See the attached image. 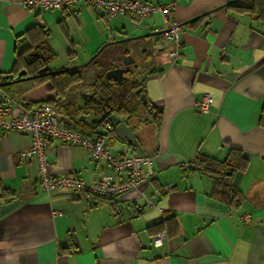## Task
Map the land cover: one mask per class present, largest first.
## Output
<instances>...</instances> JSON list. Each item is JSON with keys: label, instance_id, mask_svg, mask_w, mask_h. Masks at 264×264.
<instances>
[{"label": "crops", "instance_id": "0c3cea01", "mask_svg": "<svg viewBox=\"0 0 264 264\" xmlns=\"http://www.w3.org/2000/svg\"><path fill=\"white\" fill-rule=\"evenodd\" d=\"M158 1L172 5L171 20L181 26L174 62L160 48L159 13L134 27L130 16L103 22L82 3L68 11L35 12L24 9L22 0H0V76H8L16 56L33 48L31 29L46 34L54 55L50 62L58 53L68 61L77 60L79 53L92 57L103 45L122 41L100 52L113 48L103 68L116 67L125 56L134 64L138 58L141 67L132 79L145 80L147 101L162 110L158 126L142 113L128 121L112 113L129 128L130 139L96 128L113 155L152 158L154 177L113 199L83 190L44 192L36 164L17 156L30 146V138L0 133V264H264V129L259 126L264 22L239 10L247 0ZM70 63L61 69L78 70ZM134 64L125 69L138 68ZM104 73L95 80H103ZM80 84L59 106L68 104V109L90 94L91 85ZM202 95L212 99L207 115H198L193 107ZM56 113L65 126L78 128L68 111ZM231 151L247 160L232 180L243 196L237 208L215 201L212 176L196 167L199 157L223 162ZM46 156L53 177L70 176L87 186L111 173L84 149L59 141L48 142ZM244 214L250 223H242ZM172 216L176 220L167 226L180 235L153 248L157 226Z\"/></svg>", "mask_w": 264, "mask_h": 264}, {"label": "built area", "instance_id": "2783aa9c", "mask_svg": "<svg viewBox=\"0 0 264 264\" xmlns=\"http://www.w3.org/2000/svg\"><path fill=\"white\" fill-rule=\"evenodd\" d=\"M91 6L103 22L130 16L131 24L137 27L143 19L159 13L163 19L160 29L161 49H167L166 58L174 62L179 55L181 26L172 21V5L161 1L147 3L141 0H22L24 9L30 11H68L78 4ZM109 40H113L112 33ZM212 99L202 95L195 103L194 110L198 115L209 114ZM16 132L27 135L30 146L17 154L24 162H34L38 170V184L46 192L59 190H83L101 199H113L126 191L136 190L154 177L150 167L152 158L146 154L115 156L96 135L84 134L79 129L65 126L59 119L55 108L41 105L26 111L19 108L5 94L0 92V133ZM54 140L68 146L80 147L87 151L91 160L103 162L111 172L102 176L93 186L85 185L80 179L70 176L53 177L48 170L46 149L48 142ZM147 167L149 170L144 171ZM141 197L146 200L145 196ZM147 206H151L148 202ZM242 223L248 224L251 217L244 214L239 217ZM167 236L159 233L151 237V246L155 249L165 246Z\"/></svg>", "mask_w": 264, "mask_h": 264}, {"label": "trees", "instance_id": "16d2710c", "mask_svg": "<svg viewBox=\"0 0 264 264\" xmlns=\"http://www.w3.org/2000/svg\"><path fill=\"white\" fill-rule=\"evenodd\" d=\"M241 12L248 13L255 19L264 22V0H247ZM193 23H196L194 21ZM33 30V29H31ZM29 37L35 43L31 51L18 54L13 63V69L8 75L10 83L0 87V92L5 94L12 102L29 111L41 105L61 107L67 112V106L59 104L63 102L68 93L76 85L82 82V76L77 69H61L52 72L47 69V64L54 57L48 46L46 34L42 32H32ZM91 64L98 66L95 61ZM110 66L107 70L114 68ZM25 71L24 78H18L17 73ZM126 79L119 84L106 83L98 77L91 85L90 94L82 96V106L79 116L86 118L101 117L104 112L118 113L125 116V121L137 119L140 114H144L146 119L155 125L160 124L162 110L152 106L145 96V80L132 79L133 70L126 72ZM30 78V79H28ZM144 100V103L142 102ZM77 129L87 135H96L101 139L103 135L95 132L101 125H90L86 121H75ZM259 126L264 129V104L259 116ZM109 131L105 135H111ZM247 164V160L240 152L231 151L223 162H216L211 159L197 158L196 167L198 171L203 169L213 178L212 198L226 206L238 207L243 201L241 193L233 186L232 180L236 173L242 172ZM217 168L219 171L217 172ZM176 216L165 219L157 226L159 233H165L167 239H172L180 235L178 230L168 228V224L174 222Z\"/></svg>", "mask_w": 264, "mask_h": 264}, {"label": "water", "instance_id": "95a60500", "mask_svg": "<svg viewBox=\"0 0 264 264\" xmlns=\"http://www.w3.org/2000/svg\"><path fill=\"white\" fill-rule=\"evenodd\" d=\"M158 33H154L152 35H156ZM150 35H142V36H138V37H134V38H130L128 40H132V39H141L144 37H148V36H152ZM122 41H117L114 43H119ZM114 43H107L105 45H103L89 60L88 64L107 46L112 45ZM130 64H134V60L130 57V56H125L122 59H120V61L118 62V65L114 68H111L110 70L106 71L103 75V80L106 82L109 81H114L115 83L119 84L121 82H123L126 77L125 74L126 72H128V70L125 69V67L129 66ZM134 68H136V65H133ZM26 75V72L20 71L17 73V77L18 78H24V76ZM30 79V78H28ZM0 87L10 83V81H8V76L7 75H3L0 76ZM3 82V83H2ZM142 102L144 103V100L142 99ZM78 121H86V117L85 116H81ZM88 124L90 125H98L100 124V129L102 130V132L105 134L109 131H111L112 133H114L117 137H119L120 139H130L132 138V134L129 130V128L126 126V124L122 123L120 118L117 117L114 114H110L108 112H104L102 114L101 117L98 118H92L89 119ZM1 193V190H0ZM152 202L154 204L157 203V201L155 199H152Z\"/></svg>", "mask_w": 264, "mask_h": 264}, {"label": "rangeland", "instance_id": "374dc122", "mask_svg": "<svg viewBox=\"0 0 264 264\" xmlns=\"http://www.w3.org/2000/svg\"><path fill=\"white\" fill-rule=\"evenodd\" d=\"M130 31L131 32L134 31L133 27H131V26H130ZM112 49H113L112 47H108L102 53L99 54L98 58H96L95 62L98 64L99 67L94 66L91 63L88 64L89 60L91 59V56H89L86 53L85 54L79 53L78 54L79 58L75 61H68L67 59H65L63 57V54L58 53L57 57L47 64V69L52 70V72H54V71L61 70V68H65L69 62H71L70 64H76V67H78V70H80L81 75H82V82H81L80 86L81 85L82 86H85V85L89 86L95 80L96 75L100 74V73L102 74V72L105 70L103 68L105 65L104 63H107L105 60L106 59L105 57L108 53H111L113 51ZM136 62L138 64V68L133 69V74H138L139 68L141 67V64H140V61L138 58H136ZM137 64H135V65H137ZM78 99H79L78 101L71 103L70 108L67 109L68 113L70 114L69 117L72 119L73 122L77 121L78 116H79L80 107L83 104L82 103V97L80 96ZM55 111L62 112L64 110L61 107H56Z\"/></svg>", "mask_w": 264, "mask_h": 264}]
</instances>
